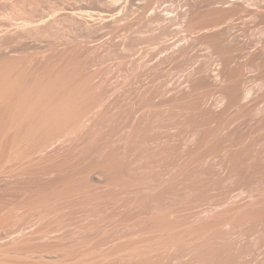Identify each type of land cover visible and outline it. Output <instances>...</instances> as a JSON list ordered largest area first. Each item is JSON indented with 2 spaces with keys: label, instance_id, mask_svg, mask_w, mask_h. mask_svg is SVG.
<instances>
[{
  "label": "rangeland",
  "instance_id": "rangeland-1",
  "mask_svg": "<svg viewBox=\"0 0 264 264\" xmlns=\"http://www.w3.org/2000/svg\"><path fill=\"white\" fill-rule=\"evenodd\" d=\"M0 264H264V0H0Z\"/></svg>",
  "mask_w": 264,
  "mask_h": 264
},
{
  "label": "bare ground",
  "instance_id": "bare-ground-1",
  "mask_svg": "<svg viewBox=\"0 0 264 264\" xmlns=\"http://www.w3.org/2000/svg\"><path fill=\"white\" fill-rule=\"evenodd\" d=\"M243 9H244V8H243ZM245 11H246V10H245ZM248 12H249V11H248ZM248 12H247V13H248ZM257 13H258V12H257ZM251 14H252V13H251ZM253 14H254V13H253ZM255 14H256V13H255ZM245 16H247V14H246ZM242 17H243V15H242ZM246 18H247V17H246ZM255 19H256V18H255ZM243 20H244V19H243Z\"/></svg>",
  "mask_w": 264,
  "mask_h": 264
}]
</instances>
